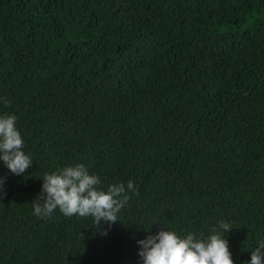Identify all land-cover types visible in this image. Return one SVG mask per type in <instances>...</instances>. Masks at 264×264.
<instances>
[{"label": "trees", "instance_id": "1", "mask_svg": "<svg viewBox=\"0 0 264 264\" xmlns=\"http://www.w3.org/2000/svg\"><path fill=\"white\" fill-rule=\"evenodd\" d=\"M4 113L33 164L0 161V264H143L147 230L222 221L234 264L264 240V0H0ZM80 163L138 190L106 235L34 213L44 175Z\"/></svg>", "mask_w": 264, "mask_h": 264}, {"label": "clouds", "instance_id": "2", "mask_svg": "<svg viewBox=\"0 0 264 264\" xmlns=\"http://www.w3.org/2000/svg\"><path fill=\"white\" fill-rule=\"evenodd\" d=\"M4 103L10 105L6 99ZM23 147L17 116L0 114V161L16 175L24 173L33 164L31 155L26 154ZM42 179V190L32 201L37 216L50 217L57 209L69 217L91 216L93 225L104 235L107 229L103 228L102 221L110 228L128 203L129 190L139 194L131 180L126 187L121 182L110 185L107 190L102 189L100 177L91 174L83 163L57 168ZM5 180L6 177H0V199L7 195ZM232 228L230 223L222 221L219 230L213 227L209 234L189 232L183 237L173 229L162 228L155 234L147 230L149 235L138 240L141 245L138 255L143 264H234L226 238ZM247 264H264V240L258 242Z\"/></svg>", "mask_w": 264, "mask_h": 264}]
</instances>
